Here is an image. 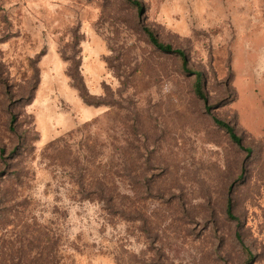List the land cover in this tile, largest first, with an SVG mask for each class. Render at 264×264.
<instances>
[{"label": "rangeland", "instance_id": "rangeland-1", "mask_svg": "<svg viewBox=\"0 0 264 264\" xmlns=\"http://www.w3.org/2000/svg\"><path fill=\"white\" fill-rule=\"evenodd\" d=\"M133 1L0 0V264H264V0Z\"/></svg>", "mask_w": 264, "mask_h": 264}, {"label": "trees", "instance_id": "trees-1", "mask_svg": "<svg viewBox=\"0 0 264 264\" xmlns=\"http://www.w3.org/2000/svg\"><path fill=\"white\" fill-rule=\"evenodd\" d=\"M128 1L131 2L134 5L139 6V3L136 2V1H133V0H128ZM147 33H148V35L150 37L151 42L153 43V45L155 47H157L162 52L173 53V54L179 56L183 60L185 66L187 65V56H186V54L183 51H181V50H173L172 47L165 46L162 43H160V41L157 39V37L154 35V33L150 32L149 30H147ZM196 78H197V80H196V83H195V91L201 98L206 100V98L204 97L205 95H204V91H203V75L201 73H197L196 74ZM216 122L221 127L225 128L227 130V132L229 133L231 139L234 142H236L237 144L241 145V139L236 135L233 127H231L230 125H228V124H226L224 122L218 121V120H216ZM249 153H250V151H249ZM231 207H232V203H231V200H229L228 210H227L228 211V215H229V217L231 219H234V217L231 214Z\"/></svg>", "mask_w": 264, "mask_h": 264}]
</instances>
